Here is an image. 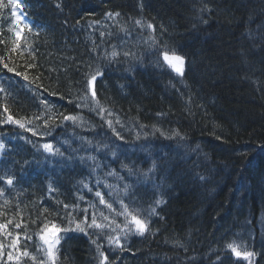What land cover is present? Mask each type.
Returning <instances> with one entry per match:
<instances>
[{"label": "trees", "instance_id": "obj_1", "mask_svg": "<svg viewBox=\"0 0 264 264\" xmlns=\"http://www.w3.org/2000/svg\"><path fill=\"white\" fill-rule=\"evenodd\" d=\"M22 7L27 22L16 51L11 10L0 8V176L18 178L12 186L0 180V224L12 221L0 231V264H17L7 259L19 255L10 246L17 237L31 254L19 264L45 259L37 251L44 223L74 228L68 213L89 222L95 213L107 224L102 213L123 225L121 200L147 217L156 199L164 203L149 231L122 238V251L99 235H116L114 225L69 231L56 264H99L93 239L108 264H264V0H22ZM112 51L118 56L105 59ZM165 51L184 58L182 75ZM97 69L103 119L86 89V74ZM46 143L59 154L45 152ZM153 161L161 170L146 183L122 167L143 172ZM124 184L135 196H124ZM229 243L255 255L237 258Z\"/></svg>", "mask_w": 264, "mask_h": 264}, {"label": "snow or ice", "instance_id": "obj_2", "mask_svg": "<svg viewBox=\"0 0 264 264\" xmlns=\"http://www.w3.org/2000/svg\"><path fill=\"white\" fill-rule=\"evenodd\" d=\"M57 7H60V5H57ZM0 8H10L12 11V24L15 30V42L13 44L12 51H16L17 48L20 47L19 41L21 40L22 33L24 31L26 17H24L22 14L18 15V10L22 8V2L21 0H8L7 4L3 3V0H0ZM203 11V9L201 10ZM106 15H115L119 16L120 13L111 14L108 13ZM79 23V21H78ZM136 25L140 26L141 21L136 20ZM206 23V21H205ZM147 28L152 29L153 25L148 24ZM30 30V29H29ZM259 31V30H258ZM103 36L104 33H101ZM251 35V33H250ZM261 40H264V35H260L258 37ZM123 55L125 57H128L130 55L129 52H124ZM118 56V53L116 51H112L111 53H108L105 55V59H109L111 57L112 59H115ZM164 61H166L177 73L183 74L182 72V65L184 64V58L180 55H169L167 51H165L163 56ZM4 67H8L7 64L4 65ZM8 71L11 72L13 69L8 68ZM16 75H20V73H16ZM103 73L97 69L95 72L87 73L86 74V89L91 91L92 93V101L95 105V108L99 109V113L101 114V119H103V113L105 112V109L99 105V101L96 99V91H95V83L98 79V77H101ZM27 79V77H25ZM42 104L45 103V101H41ZM78 107L80 105H77ZM5 111L7 109L5 108ZM109 115L111 113L109 112ZM40 117H37L39 119ZM63 119L65 121L72 120L73 122L81 119L78 116H64ZM8 122H13L12 117L8 116ZM15 123L19 124V127L24 128L25 125L23 123H20L19 121H15ZM109 127H111V121H107ZM36 133L34 132L33 135ZM118 135V134H117ZM161 135H164L163 132H161ZM174 136L179 137L180 139H183V137H180V134L178 132L173 133ZM120 139H123V137H119ZM5 145L2 141H0V151L4 149ZM108 145L104 144L102 147H97V151H102L104 149H107ZM43 149L45 152H48L49 154H59V150L53 151V146L50 144H44ZM113 157H116V153H112ZM87 159L92 160L95 162L96 157L95 156H89ZM28 161L24 162V165L22 167L26 168L28 165ZM96 167L98 168L99 165L97 164ZM123 168L127 169L128 175L131 176H137V177H143V181L146 183L151 177L150 174H155L158 171H160V166L153 161L151 167H149L146 171L139 172L136 170L135 165H128L124 164L122 165ZM95 171V168L93 169ZM108 175H114L113 172H109ZM17 177L13 174L10 176H0V180H3L4 183L8 186H12L14 182L17 181ZM200 180L204 181L207 178L204 176L199 177ZM87 187V185H85ZM108 187H111V185H108ZM0 194H2V190H0ZM123 194L125 197L129 196H135L134 186L132 184H124L123 185ZM95 195L99 198V203L102 205H106V207L111 210L112 205L110 203H107L104 199V196L100 191H96ZM134 201H131L130 203H133ZM121 203V211L117 212L116 215L123 216L124 222L123 225L116 223L114 218H111L107 215H103L101 213V216L103 217V221H107L108 223H102L98 222V217L95 213H93L91 217V222L88 220V216L85 215L83 219H77L76 217L72 216L71 213H68L69 217V224H74L75 227H61L55 223H52L51 226H49V223H44L42 227L40 228V232L38 234L39 240L42 242V244L37 245V251L42 252L45 254V259H40L36 256H31V259L35 262L39 260V264H56L57 259V253L59 251L58 246L61 244V233H68L69 231H77L84 233L85 235H90L88 232V229H97V230H103L106 227H110L114 225V227H111L112 232H116V235H112L110 233H104L103 231L99 232L100 236H103L106 239L107 245L113 247V250L120 249L121 251L124 249V246L121 244V239L123 238L125 241L127 240L129 235H140L143 236L147 231H149V224H150V217L156 213L157 207L164 203L163 199H156L154 201V205L150 207L148 210V216H142L141 210H138L136 208L130 207V203H124L123 200L120 201ZM65 209H67L69 206L67 204L64 205ZM85 213H87V209L83 210ZM35 222V221H34ZM12 221L9 220L7 224H0V231H3L7 229L8 224H11ZM16 228H20V224L15 225ZM118 230V231H117ZM7 235H11V232H8ZM27 239L31 240L32 237H26ZM92 243L96 245V251L99 255V264H108V257L105 255L104 251H101V243L98 239H93ZM19 244V238L13 239L11 241V247L15 249L19 255H14L12 252L8 253L7 259L8 261H17V264H19L20 256L29 257L31 254L29 253L27 248H24L23 251L20 250L18 247ZM226 248L231 251L232 254H234L237 258H243V259H249L255 255L254 252L250 251H239L237 249V246L234 243H229L226 245ZM4 255V245H0V257Z\"/></svg>", "mask_w": 264, "mask_h": 264}]
</instances>
